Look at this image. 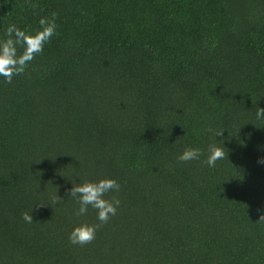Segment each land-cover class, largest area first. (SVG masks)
I'll return each mask as SVG.
<instances>
[{"label": "trees", "instance_id": "trees-1", "mask_svg": "<svg viewBox=\"0 0 264 264\" xmlns=\"http://www.w3.org/2000/svg\"><path fill=\"white\" fill-rule=\"evenodd\" d=\"M53 12L43 52L0 76V264H264V0H0V40ZM104 177L121 204L72 244L100 222L68 190Z\"/></svg>", "mask_w": 264, "mask_h": 264}, {"label": "clouds", "instance_id": "clouds-1", "mask_svg": "<svg viewBox=\"0 0 264 264\" xmlns=\"http://www.w3.org/2000/svg\"><path fill=\"white\" fill-rule=\"evenodd\" d=\"M31 7L35 8L37 5L32 4ZM57 13L53 12L51 17H42L39 20L40 29L35 33H30L16 26L10 25L6 30V39L0 40V76L5 78L7 83H11L13 78L17 75H23L31 61L35 59L38 54L43 52L45 43L50 42L51 38L57 34L56 24ZM23 47V52L18 54L17 46ZM253 103L257 101L253 100ZM256 119L264 120V108H257ZM209 132H213V129L209 128ZM214 136H222L223 129L213 132ZM203 155L199 148L187 147L182 154L178 156V160L181 162H189L193 160H199ZM225 158V152L223 147L213 143L208 146V156L203 163L209 167H215L218 160ZM264 164V158L258 161ZM74 187L69 189V196L75 199V202L79 205L75 212L77 216H84L88 212L89 206L94 208L97 212V219L100 223L89 224L87 222L81 223L69 234V241L72 244L85 245L91 243L95 237L98 229L117 212L118 207L121 204L118 196H112L110 199L105 198L110 192H119L120 184L113 178L104 177L99 181H87L84 180L80 183H75ZM59 195L53 198L49 202L51 205H56L61 202ZM43 205L44 202L39 203ZM32 212V211H31ZM31 212L25 211L22 213V219L27 223L33 222V216ZM260 221H264V214L259 218Z\"/></svg>", "mask_w": 264, "mask_h": 264}]
</instances>
